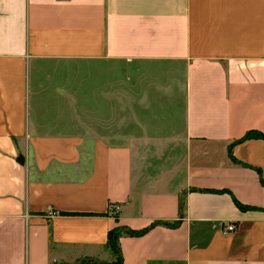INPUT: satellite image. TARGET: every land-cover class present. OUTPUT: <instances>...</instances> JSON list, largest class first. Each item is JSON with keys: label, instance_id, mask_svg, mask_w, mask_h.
<instances>
[{"label": "crops", "instance_id": "crops-1", "mask_svg": "<svg viewBox=\"0 0 264 264\" xmlns=\"http://www.w3.org/2000/svg\"><path fill=\"white\" fill-rule=\"evenodd\" d=\"M251 131L264 0H0V264H264Z\"/></svg>", "mask_w": 264, "mask_h": 264}, {"label": "trees", "instance_id": "trees-1", "mask_svg": "<svg viewBox=\"0 0 264 264\" xmlns=\"http://www.w3.org/2000/svg\"><path fill=\"white\" fill-rule=\"evenodd\" d=\"M253 137L264 138V134L259 133V132H255V131H251V132L247 133L239 141L249 139V138H253ZM236 204L241 209H245V207L241 203L236 202ZM178 224H179L178 222L170 223V222H166V221H156V222L152 223L149 227L142 229V230H134V229H131V228L125 227V226L115 227L108 233V246L113 251V253L116 255V260L113 262H100V263H102V264H122L123 263L122 250H121V247L119 244L120 238L122 236H124V235L142 236L157 225H165V226L175 227Z\"/></svg>", "mask_w": 264, "mask_h": 264}, {"label": "built area", "instance_id": "built-area-1", "mask_svg": "<svg viewBox=\"0 0 264 264\" xmlns=\"http://www.w3.org/2000/svg\"><path fill=\"white\" fill-rule=\"evenodd\" d=\"M114 210L117 211L120 209V207L118 205H114ZM236 230V225L233 223H226L223 227V232L224 233H229V232H233Z\"/></svg>", "mask_w": 264, "mask_h": 264}, {"label": "rangeland", "instance_id": "rangeland-1", "mask_svg": "<svg viewBox=\"0 0 264 264\" xmlns=\"http://www.w3.org/2000/svg\"><path fill=\"white\" fill-rule=\"evenodd\" d=\"M76 264V263H75ZM79 264H102L97 260H93V259H87V260H83L81 261Z\"/></svg>", "mask_w": 264, "mask_h": 264}]
</instances>
